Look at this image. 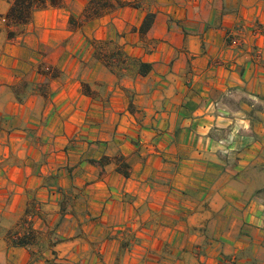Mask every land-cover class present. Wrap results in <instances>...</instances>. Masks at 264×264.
Here are the masks:
<instances>
[{"label": "crops", "instance_id": "crops-1", "mask_svg": "<svg viewBox=\"0 0 264 264\" xmlns=\"http://www.w3.org/2000/svg\"><path fill=\"white\" fill-rule=\"evenodd\" d=\"M11 1L0 264H264V0Z\"/></svg>", "mask_w": 264, "mask_h": 264}, {"label": "trees", "instance_id": "trees-1", "mask_svg": "<svg viewBox=\"0 0 264 264\" xmlns=\"http://www.w3.org/2000/svg\"><path fill=\"white\" fill-rule=\"evenodd\" d=\"M90 0L88 7L95 4L97 6L102 7H111L112 3L109 0ZM57 6L61 4V0H12L8 11L5 14V20L7 24H15V25H22L26 23L32 12L36 9H41L46 7L47 5ZM99 10L96 9L94 14H98ZM153 18L152 13H147L144 17L142 25L140 27V31H146L151 24ZM14 32L9 30L8 36H12ZM141 72H144V69H141ZM16 244L25 245L26 240L24 237L15 240Z\"/></svg>", "mask_w": 264, "mask_h": 264}, {"label": "rangeland", "instance_id": "rangeland-1", "mask_svg": "<svg viewBox=\"0 0 264 264\" xmlns=\"http://www.w3.org/2000/svg\"><path fill=\"white\" fill-rule=\"evenodd\" d=\"M100 2H102V1L100 0ZM105 8L107 9L108 7H102V6H97V5L93 4V5L86 8V14H88L90 16L96 15V14H94V12H96V9L99 10V12H102L101 9H105Z\"/></svg>", "mask_w": 264, "mask_h": 264}]
</instances>
